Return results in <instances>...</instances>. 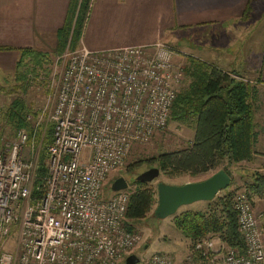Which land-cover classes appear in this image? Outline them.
Listing matches in <instances>:
<instances>
[{
	"label": "built area",
	"instance_id": "built-area-1",
	"mask_svg": "<svg viewBox=\"0 0 264 264\" xmlns=\"http://www.w3.org/2000/svg\"><path fill=\"white\" fill-rule=\"evenodd\" d=\"M173 56L161 41L101 50L79 44L65 55L46 115L40 195L31 192L37 148L27 131L0 142V264H125L129 255L132 264H264V232L245 191L233 199L242 249L209 235L180 258L154 253L142 261L132 252L140 236L123 225L129 188L101 197L129 148L166 125L182 78Z\"/></svg>",
	"mask_w": 264,
	"mask_h": 264
},
{
	"label": "trees",
	"instance_id": "trees-1",
	"mask_svg": "<svg viewBox=\"0 0 264 264\" xmlns=\"http://www.w3.org/2000/svg\"><path fill=\"white\" fill-rule=\"evenodd\" d=\"M91 0H69L62 25L56 30L54 52L60 54L68 39V49L77 47ZM252 0H248L246 11ZM247 14V13H246ZM72 26V27H71ZM8 49L6 47H0ZM20 55L30 56L39 64L44 54L30 48L20 50ZM23 59L18 57L14 68L15 88L24 93L23 84L28 71L20 69ZM181 87H177L170 108L169 119L191 120L194 135L190 143L182 149L167 151L148 158L154 162L159 173L166 177L187 174L192 177L209 171L224 169L230 176L229 167L241 161H250L255 154L257 138L254 123L255 99L248 82L235 80L227 72L212 66L196 57L185 56L182 63ZM181 78V79H182ZM25 82V81H24ZM28 110L20 97H14L1 112V119L10 129L29 128L26 115ZM43 141L42 151L32 175V195H40L43 190L46 157L44 147L50 142L51 128ZM253 182L244 189L230 188L231 183L221 194L207 201L205 211H183L173 215L175 226L182 236L192 244L197 239L218 235L228 246L242 249L244 241L237 230L236 212L233 199L237 191L264 193V174L253 172ZM133 190L129 193L123 219L128 231L133 227L129 220L143 218L155 201L156 190L146 182L133 180ZM103 190V186L101 191Z\"/></svg>",
	"mask_w": 264,
	"mask_h": 264
},
{
	"label": "crops",
	"instance_id": "crops-1",
	"mask_svg": "<svg viewBox=\"0 0 264 264\" xmlns=\"http://www.w3.org/2000/svg\"><path fill=\"white\" fill-rule=\"evenodd\" d=\"M258 1L252 0L246 11L248 0H91L87 30L83 29L80 37V44L90 50L154 41L172 43L186 38L197 47L188 53L181 52L184 57H196L224 72H236L246 82L252 81L251 87L257 92L255 154L252 160L234 166L235 174L247 184L253 182V172L264 174V29L260 32V45L254 39L247 40L245 35L258 30L255 26ZM68 2L0 0V47L8 48H0V69L3 54L10 56L13 66L19 48L41 51L51 48ZM173 59L180 61L177 55ZM2 91L0 85V96ZM253 195L256 201H261L262 208L264 193ZM260 208L255 207L256 211ZM258 225L264 232V217L259 218Z\"/></svg>",
	"mask_w": 264,
	"mask_h": 264
},
{
	"label": "rangeland",
	"instance_id": "rangeland-1",
	"mask_svg": "<svg viewBox=\"0 0 264 264\" xmlns=\"http://www.w3.org/2000/svg\"><path fill=\"white\" fill-rule=\"evenodd\" d=\"M258 2L259 10L257 12L259 14H255L256 19L258 20V22L255 23V26L257 25L256 28L258 30H256L255 33L245 35L248 38L247 40L254 39V42H258V44L260 45L262 44V34L260 32L264 29V0H259ZM86 18L82 26L83 28L81 31V35L83 29L84 31L87 30ZM80 37L77 42L78 45L80 44ZM68 39L65 48L60 54H56L53 51L56 43V31L54 34V43L51 48L42 51L30 48L35 51H40L44 54V56L38 60L39 64L30 56L21 57L20 50L29 47H22L18 49V57L23 59L20 64V69L26 70L28 68V71L25 74V82L23 81V84L26 87L24 93H20V90L15 88L16 81L13 78L14 69H12L13 67L15 68V64L12 66L10 56L8 54H3V68L0 69V71H2L1 76L3 77V81H0V85L3 87L2 95L0 96V142L1 140L2 142L10 140L13 137V132L15 131V129L12 130L3 123L1 119V112L4 111L11 99H13L14 97H20L25 103L26 108L28 110L26 120L28 121L29 128L24 129L29 135L28 143L30 145L34 144V148H37L36 163L38 162L39 153L42 151L43 148V141L45 140V137L48 134L47 130L48 128H51V124L47 120L46 115L53 106L55 90L58 86V78L64 65L65 55L72 51L68 49ZM163 43H165L171 49L174 50L175 55H177V58L180 59V61L178 60V62L181 63V65L183 63V60L185 59L184 55L182 54L183 51H187L188 53L193 51V49L197 47L195 46V42L187 40L186 38H179L177 40H173L172 43L166 41ZM227 73L230 75L231 78H234L235 80L246 82V79L242 78V76H240L236 72ZM183 81L184 79L182 78L177 86L178 88L181 87ZM251 82H248L250 87ZM251 88L253 89V87ZM254 94L255 95L253 97L255 99L256 104L257 92H255ZM193 135L194 129L191 120L177 121L169 119L168 117L166 125L163 128L156 130L146 142L136 143L129 148L128 152L126 153L123 159L122 165L117 170L110 173L107 179L104 181L101 197L105 199L108 195L112 193L109 190V185L114 178L119 176L125 179L127 183L126 187H128L129 192H131L134 187L132 182L134 180L135 175L151 166H155V163L149 162L148 158L154 157L162 152L173 151L186 147L188 143L191 142ZM48 144L49 143L45 144L44 151ZM28 160L29 155L25 154L24 161ZM234 166L236 165L233 164L229 167L232 175L231 177L234 179V184L230 188L237 187L238 190L244 189V185H246V183L245 181L241 180L238 175L235 174ZM212 173L214 172L209 171L205 174H200L196 177H192L187 174H182L176 177H166L159 173V175L155 179L146 183L147 186L151 188H155V184L158 181H162L164 183L169 184H182L188 181L202 180L207 176L211 175ZM226 189L220 191L218 194H221ZM251 202L258 221L259 218L261 219L264 217V206L260 208L261 201H256V197L253 195V193H251ZM155 204L156 196L155 201L152 204L149 212L143 218L129 220V223L133 227L132 231L136 232V234L140 236V239L136 243L132 252L139 258L140 261L148 258L154 253H169L176 258H180L184 255L188 246H190L191 243L190 240L182 236L181 232L175 226L173 221V215L183 211H205L207 209V201L199 200L190 204L181 205L176 209L173 214L168 215L164 218H155L152 215V211ZM256 205H258V207L260 208L259 211H256ZM125 221L126 220L123 219L124 226Z\"/></svg>",
	"mask_w": 264,
	"mask_h": 264
},
{
	"label": "water",
	"instance_id": "water-1",
	"mask_svg": "<svg viewBox=\"0 0 264 264\" xmlns=\"http://www.w3.org/2000/svg\"><path fill=\"white\" fill-rule=\"evenodd\" d=\"M159 175L156 166H151L137 175L134 180L140 182H150ZM231 183V176L224 170L219 169L202 180L188 181L182 184H169L158 181L155 184L156 204L153 208L152 215L155 218H164L173 214L176 209L185 204L195 201H209L213 199L220 191L226 189ZM127 183L121 176L114 178L109 190L115 192L125 189ZM137 260L134 255L125 258V264H132Z\"/></svg>",
	"mask_w": 264,
	"mask_h": 264
}]
</instances>
